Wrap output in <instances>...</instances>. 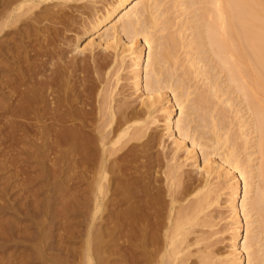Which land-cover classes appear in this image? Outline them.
<instances>
[{
  "label": "bare ground",
  "instance_id": "1",
  "mask_svg": "<svg viewBox=\"0 0 264 264\" xmlns=\"http://www.w3.org/2000/svg\"><path fill=\"white\" fill-rule=\"evenodd\" d=\"M71 1L86 5L66 15ZM165 1L0 0V36L9 37L0 38V77L14 74L4 67L12 57L29 64L26 34L47 47L27 43L44 58L20 72L31 86L18 95L45 144L66 147L65 159L75 151L89 264L108 222L113 236L142 237V264H264V0ZM58 23L74 31L72 46L58 40L75 57L54 45ZM221 178L231 229L223 256L209 213Z\"/></svg>",
  "mask_w": 264,
  "mask_h": 264
},
{
  "label": "rangeland",
  "instance_id": "2",
  "mask_svg": "<svg viewBox=\"0 0 264 264\" xmlns=\"http://www.w3.org/2000/svg\"><path fill=\"white\" fill-rule=\"evenodd\" d=\"M105 1H110V0H105ZM167 1L169 3V0H166L162 6L163 8ZM81 3H83V1H78V2L71 1L69 3L68 2L65 3V5L66 4L67 6L69 5L68 8L65 5H60L58 7L60 9L61 7L63 8L65 6L66 8L62 9L64 10V13L68 15V13L70 12L69 15H71L72 10L68 11V9L70 7H72L73 9L74 4H76L74 5V8H76V6L79 7V4ZM84 3H86V1ZM58 7H55V9ZM80 8L81 7H79L78 10H80ZM60 25L63 26V29H61ZM55 26H58L63 31L66 30V29L64 30L65 26L62 24L55 25ZM43 32L44 31H42V33ZM62 32H59L60 34L58 33V35L56 36L57 41L54 42L56 43L54 45H56V47L58 45L60 47L62 46L61 48L63 49L66 48L64 49V51L66 52V55L69 56L70 54L69 57L71 56L75 57L76 52L74 51L71 52L70 50L72 49V47H69V46H72V44L70 45V43L72 42L70 43L66 42V41H69L68 36H69V39L70 37L72 39V36L74 35V31L73 32L65 31L66 33L68 32L67 34L69 35L65 34L64 32L62 33ZM61 33L65 34V36L67 37L64 36L63 38ZM26 35L29 36L27 39L25 38V41H27L25 42L26 48L28 47L26 52L29 55H31V58H29L28 61L31 62L35 59L33 63L34 62L35 64L40 63V60H42L44 57L43 55H41L42 59L40 58V56L38 58V56L36 55H39V54H36V55L34 54L33 47L36 48V46L37 47L40 46L42 50H43V47H41V45H37V43L35 45V42L31 40L33 36L30 38L32 34H26ZM1 37L3 38L4 36H0V38ZM5 37L4 39L1 38V40L5 41V39H9L8 36H5ZM84 38L81 39L80 41L81 43L79 42L81 46H83V44L87 40L86 38H85L86 40ZM58 39L62 41L61 43L65 41L64 42L65 45H69V46L64 47L63 44L62 45L59 44L60 42ZM13 40L15 41L16 39L12 38L11 41H9L10 43L8 45L13 46L14 43L11 44L12 42H14ZM29 40L32 41L31 45L34 44L35 46L32 47L31 45H28L27 43L29 42ZM66 43H69V44H66ZM32 49L33 51H29ZM44 49H45L43 50L44 52L47 51L46 50L47 47H45ZM8 51L10 50L7 49L6 52L8 53ZM21 51H23L22 54L25 53L24 48L21 47L20 51H18L17 54L21 55ZM145 51L147 52V49ZM28 54H26V56ZM32 55L34 56V58ZM79 56H81V54L80 55L79 53L76 54V57H79ZM9 57L11 56L9 55ZM16 59L17 58L12 57L10 59L11 63H8L7 61H6L7 63L4 62V67L10 68V70L13 69L12 70V73H14L13 75L19 76V77H14V79L16 78L17 81L12 79L13 78L12 74H11L12 76L10 75L11 78L6 77L11 72H9L7 75L6 73L5 75L2 74L1 76L3 78L0 77V84H1L0 85V92H1L0 93V264H89L85 256L86 248H83L86 245V243H84L86 242V237H85L86 235L84 234L86 232L84 231L87 229L88 223L86 222L87 219H84L85 220L84 222L83 218L85 217L83 218L81 217L83 216L82 212H81L82 215L79 214L80 212H77L79 209L77 208L78 207L77 206L78 204L77 194L78 193L76 192L78 180L76 177L77 176L76 167L74 166L75 165L74 160L76 158L75 157L76 154H74L75 151L71 152V154L68 157H66L67 159L66 160L64 155H61V153H59V151L60 152H62V150L64 151L66 147L64 146L62 147V145L56 144V148H55L54 145L49 146L48 143L45 144L44 132L46 131V129L43 127L39 128V126L43 125V123L39 121L41 123L39 124V122H37L38 120L34 119L35 116L33 115H36V114H31L32 116L29 115L30 113H33L32 111H30V109H28L30 113L28 111L25 112L26 110L23 109L25 108L24 104L19 99L21 98V96H19L21 92L23 94L25 89L29 88V87L26 88L28 82L26 81L23 82L24 74H21L20 72L22 71V73H24L27 69L32 68L33 63L30 64L29 62L30 64L29 65V64H25V62L28 63L27 61L19 62V60L18 59L16 60ZM36 60L39 62H37ZM12 62L15 63L14 66ZM1 63H3V60L1 61ZM22 65H24L25 67H23ZM11 80H12V85L9 86V83L11 84ZM6 81L8 82L6 83ZM194 81H197V80L195 79L191 82L193 83ZM199 82H200V86H203V84L201 85V80ZM199 82L197 81L196 84ZM28 85L31 86L30 84ZM18 93L20 94L18 95ZM238 100L239 99H235V101H238ZM19 101H20V104L22 105L19 104ZM236 103L239 104V101ZM240 104H241L242 111H244L245 110V108H243L244 106L242 107L241 102ZM17 105L18 107H16ZM20 106H22V108ZM42 106L46 107L44 103L42 104ZM43 107L41 108L42 112L44 110ZM18 108H20L21 110L23 109L24 112L23 111H22L23 113L19 112L20 110ZM39 112L42 114L41 110H39ZM26 113L28 116L26 115ZM14 115L16 116L14 117ZM244 116L247 118L246 114ZM248 119H250V117L247 118V120ZM10 121L12 122L14 121L12 123L14 128L12 127V124ZM17 121H19L20 124ZM160 127L161 126H159L158 128L155 127L152 131L155 130L156 132H158L159 130H161ZM235 127L236 126H233L234 129ZM41 129L44 130L43 133L42 131H39ZM42 134H43V137H42ZM46 134H47V131H46ZM253 134L255 135V133ZM253 134L250 136V139L256 137ZM254 140L255 138L252 139L251 141H254ZM252 143L253 142H251V144ZM62 148H65V149H62ZM57 149L58 151H54ZM239 151H242V150H239ZM156 152L158 151L156 150ZM198 153L200 154V152ZM242 155H245V154H240V156ZM242 157L244 158V156ZM253 157H254V160L257 161L258 159L257 155L255 154ZM200 158L201 157L199 156V159ZM211 158L218 160L219 156L213 155ZM188 167L189 166L185 167L187 172L189 171L188 173L192 174L195 172L194 169H192L193 172L192 170L191 171L188 170V169H191ZM67 173H68V176H67ZM221 179L214 180L217 182V183L215 182L216 184L215 183L214 184L215 185L218 184L217 185L218 187L213 184V188L222 192L220 199H219L220 203L215 206L213 205L209 213L211 215L216 214L215 216H213V218L215 217V219L213 220L216 221L215 223H216L217 228H215L216 226H214L213 230L216 231L218 235L214 233L213 238L214 240L217 241V242L215 241V248H217L215 250H217V252L218 250H220L218 253L223 256V254L227 253L229 250L231 229L229 228L230 227L229 211L227 210L228 208L224 201L225 199L228 198L229 189L226 188L227 183L225 182V180L224 179L221 180ZM255 181L257 182L258 180H255ZM139 222L140 224L142 223V221H139ZM83 223L84 224L86 223L85 225L87 226H84ZM108 223L106 224L111 229L112 223L110 222ZM90 226L92 227L91 229L94 228L92 225ZM109 227L107 226L105 227L106 233L104 232L105 235H103L101 239H103L106 235H109V234L110 235L106 236V238H104L102 242H100L101 241L100 238H99L100 241L99 240L97 241V239L95 238L97 242H95V239L93 241L91 240L92 243L90 242V246H89L90 248L89 254L92 253L90 255L91 256L90 264H142V254H141L142 253V242L140 241L142 237L141 238L138 237V239L139 238L140 239L139 240L137 239L138 240L137 241L136 240L137 237L134 238V235H131V233L130 234L127 233L126 235L123 232H120V233L117 232L118 234L116 233L113 236L111 235V233H109L110 229L108 232ZM128 228L129 227H127V229ZM215 236L218 238H216ZM93 242L95 243L93 244ZM95 247H98V249H96L95 251H92L91 248L95 249ZM100 248H103L104 250ZM219 264H232V263L229 260V261L221 262Z\"/></svg>",
  "mask_w": 264,
  "mask_h": 264
}]
</instances>
